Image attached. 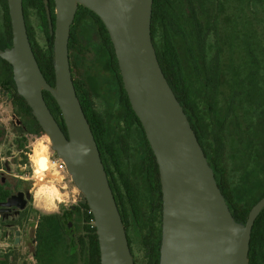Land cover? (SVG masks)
<instances>
[{"label": "water", "instance_id": "95a60500", "mask_svg": "<svg viewBox=\"0 0 264 264\" xmlns=\"http://www.w3.org/2000/svg\"><path fill=\"white\" fill-rule=\"evenodd\" d=\"M55 86L38 64L29 40L23 0H7L13 42L0 57L13 66L18 92L32 108L57 157L92 212L101 264H135L126 228L90 123L78 98L68 42L83 5L104 22L114 45L124 88L155 153L162 186L159 264H250L252 228L264 208L262 197L246 222L233 216L201 143L157 57L151 23L154 0H54ZM48 0H45V4ZM44 90L56 99L66 134L50 110ZM4 208L15 206L1 201Z\"/></svg>", "mask_w": 264, "mask_h": 264}, {"label": "trees", "instance_id": "16d2710c", "mask_svg": "<svg viewBox=\"0 0 264 264\" xmlns=\"http://www.w3.org/2000/svg\"><path fill=\"white\" fill-rule=\"evenodd\" d=\"M175 1H153L152 40L161 68L203 147L201 136L190 115L192 105L188 100L179 54L172 40V30L175 29L176 24L178 32L186 35L187 4L180 5V17L177 20L174 15ZM258 2L264 4V0ZM0 4L3 9L0 48L5 49L12 45L13 32L8 2L0 0ZM46 6L49 7L51 21L55 27L54 0H48L47 4L45 0H23L27 32L33 52L45 78L55 86L54 34L51 33ZM34 19L38 20L37 25ZM88 24L93 25L96 30L97 46L90 47L87 43H83L84 29ZM196 25L202 29L201 22H197ZM211 29L218 30V23L211 24ZM37 30L42 32V37L37 36ZM68 48L75 89L101 153L128 239L131 241V235L140 239L145 264H159L162 239V186L159 166L143 125L133 110L124 88L110 34L100 16L83 5L78 7L71 25ZM92 54L97 61L86 67L83 61ZM105 66L110 70L108 86L100 82L99 78ZM252 76L254 81L249 88L252 114L257 116L259 129L264 134V106L259 102V92L264 87V67H256ZM90 78L95 81L98 95H106L107 89L115 94L116 100L109 101V112L106 111V114L96 108L95 87ZM0 90L9 99L12 111L18 120V126H13L15 138L11 141L19 151L16 161L20 164L27 163L28 154L25 152H28L26 147L28 136L43 135L44 131L33 115L32 108L17 90L13 66L1 57ZM43 94L61 128L68 134L56 99L47 90H44ZM116 101L120 105L121 112L115 118H110L114 109L112 104ZM112 121L115 122V127L109 125ZM212 135L215 144L210 155L203 148L204 152L214 169L218 185L233 216L237 221L246 222L251 208L264 197V186L251 198L239 197L228 169L225 143L219 131L215 130ZM5 137L6 126L0 123V147L5 142ZM134 157L137 158L133 163ZM93 218L87 201L82 197L78 203L59 212L41 213L34 209L35 264H101L99 240ZM249 262L264 264V208L252 228Z\"/></svg>", "mask_w": 264, "mask_h": 264}, {"label": "flooded vegetation", "instance_id": "af4514ba", "mask_svg": "<svg viewBox=\"0 0 264 264\" xmlns=\"http://www.w3.org/2000/svg\"><path fill=\"white\" fill-rule=\"evenodd\" d=\"M255 2L264 9L262 2ZM251 3L254 1H175L177 20L180 5L187 4L186 35L178 32L176 24L172 40L192 105L190 115L208 155L215 144L212 133L219 131L225 143L227 118L234 117L236 121L241 117L242 107L251 108L252 73L256 67H264V15ZM197 22L202 23V29L197 27ZM216 22L218 30L214 31L211 24ZM225 85L229 88L226 108L222 105ZM13 128L10 123V129ZM7 131L6 128L5 142L1 146L7 145ZM18 154L19 151L0 157V202L9 199L24 205L22 209L0 205V264H23L34 257L33 187L23 176L27 165L16 161ZM129 245L135 264H145L140 239L131 235Z\"/></svg>", "mask_w": 264, "mask_h": 264}, {"label": "rangeland", "instance_id": "374dc122", "mask_svg": "<svg viewBox=\"0 0 264 264\" xmlns=\"http://www.w3.org/2000/svg\"><path fill=\"white\" fill-rule=\"evenodd\" d=\"M254 5L260 10L261 15H264V9L260 4L254 1ZM38 20L34 19L35 25ZM3 32V9L0 4V37ZM37 36L42 37V32L37 30ZM98 36L93 25L88 24L84 29L83 43H87L90 47L97 46ZM97 60L94 54L88 56L83 65L86 67L95 63ZM85 70V69H84ZM100 82L108 86L110 78V70L104 67L102 76L99 77ZM94 88V101L96 108L103 114L108 111V103L116 100L115 94L109 89L106 91V95L97 94V86L95 81L90 78ZM224 95L222 105L226 108L228 103L229 88L224 86ZM103 92H101L102 94ZM259 102L264 106V87L260 90ZM113 111L110 114V118H115L120 111V105L116 101L113 104ZM249 106V105H248ZM244 106L241 109V117L235 121V118H227L226 121V161L228 169L231 174V180L236 188L237 195L241 198L247 199L254 196L257 190H260L264 186V134L261 132L259 123L257 122V116L252 114V108ZM109 112V111H108ZM208 118V117H207ZM222 119V118H221ZM221 120H218L220 122ZM0 123L4 124L7 128V145L0 147V157L17 153L15 145L11 143L15 138V133L10 129V123L12 126H18V120L15 117L9 99L0 90ZM109 125L115 127V122H109ZM28 162L26 173L23 176L27 177L32 182L33 187V209L39 210L41 213L59 212L64 208H69L71 205L78 203L80 200V191L75 186L71 176L68 172H60L54 168L52 162L49 163L48 157L51 159L56 158V152L52 148V143L48 135H29L28 136ZM41 146L47 149V164L45 167L36 165L35 157L36 150ZM137 156V153L135 154ZM47 156V155H46ZM32 158V160H31ZM137 157L133 158L136 160ZM50 164V167H49ZM16 165V164H15ZM14 165V167H15ZM133 165V164H132ZM125 167V165H124ZM54 188L60 192V198H55L53 192ZM35 247V246H34ZM36 258L29 257L28 261L23 264H35Z\"/></svg>", "mask_w": 264, "mask_h": 264}, {"label": "bare ground", "instance_id": "6f19581e", "mask_svg": "<svg viewBox=\"0 0 264 264\" xmlns=\"http://www.w3.org/2000/svg\"><path fill=\"white\" fill-rule=\"evenodd\" d=\"M40 147V146H39ZM36 155L37 157H35L36 161L34 160V162H36V165H39V166H43L45 167L46 164H47V157H48V154H47V149L46 147L44 146H41L39 148V150L37 149L36 150ZM47 155V156H46ZM48 160H49V157H48ZM33 161V160H32ZM49 163H50V160H49ZM47 167V166H46ZM49 167H50V164H49ZM54 194H55V198H60V192L58 191V189L54 188L53 190Z\"/></svg>", "mask_w": 264, "mask_h": 264}, {"label": "built area", "instance_id": "2783aa9c", "mask_svg": "<svg viewBox=\"0 0 264 264\" xmlns=\"http://www.w3.org/2000/svg\"><path fill=\"white\" fill-rule=\"evenodd\" d=\"M26 147L28 148V146H26ZM26 153L29 156L31 155L29 152H26ZM49 160H50V163L52 162L55 169H57L60 172H67L66 164L61 158L56 156V158L51 159V157L49 156Z\"/></svg>", "mask_w": 264, "mask_h": 264}]
</instances>
